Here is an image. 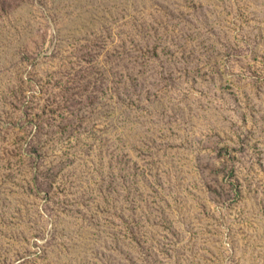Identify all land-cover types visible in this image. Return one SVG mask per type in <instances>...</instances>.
<instances>
[{
	"label": "rangeland",
	"instance_id": "obj_1",
	"mask_svg": "<svg viewBox=\"0 0 264 264\" xmlns=\"http://www.w3.org/2000/svg\"><path fill=\"white\" fill-rule=\"evenodd\" d=\"M0 264H264V0H0Z\"/></svg>",
	"mask_w": 264,
	"mask_h": 264
}]
</instances>
